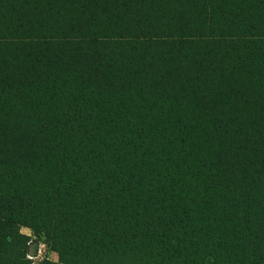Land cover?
Segmentation results:
<instances>
[{"label":"trees","instance_id":"obj_1","mask_svg":"<svg viewBox=\"0 0 264 264\" xmlns=\"http://www.w3.org/2000/svg\"><path fill=\"white\" fill-rule=\"evenodd\" d=\"M0 264H264V0H0Z\"/></svg>","mask_w":264,"mask_h":264},{"label":"rangeland","instance_id":"obj_2","mask_svg":"<svg viewBox=\"0 0 264 264\" xmlns=\"http://www.w3.org/2000/svg\"><path fill=\"white\" fill-rule=\"evenodd\" d=\"M20 231L23 234L31 235V240L29 241L30 249L28 250V255L34 261V263L42 259H48L52 261L58 260L57 253H55L49 248L43 236L34 237L32 235L31 230L26 226H21Z\"/></svg>","mask_w":264,"mask_h":264}]
</instances>
